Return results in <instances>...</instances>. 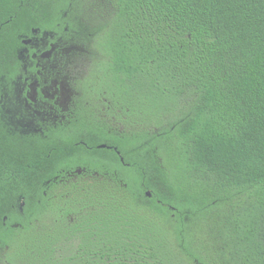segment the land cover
Listing matches in <instances>:
<instances>
[{"label": "trees", "instance_id": "16d2710c", "mask_svg": "<svg viewBox=\"0 0 264 264\" xmlns=\"http://www.w3.org/2000/svg\"><path fill=\"white\" fill-rule=\"evenodd\" d=\"M42 8L87 50L82 114L0 148V264H264V0ZM77 165L98 176L57 185Z\"/></svg>", "mask_w": 264, "mask_h": 264}, {"label": "flooded vegetation", "instance_id": "af4514ba", "mask_svg": "<svg viewBox=\"0 0 264 264\" xmlns=\"http://www.w3.org/2000/svg\"><path fill=\"white\" fill-rule=\"evenodd\" d=\"M2 1L0 148L5 149L8 144L10 148H23L27 152L36 138H41L53 148L55 141L65 130L66 123L70 125L71 121L81 118L82 110L77 106L79 101L74 98L77 90L71 87V81L72 84H77L76 81L82 78L79 53L87 50L66 40L65 36L71 35V31L67 25L69 14L63 8L59 9L60 17L55 24L48 27L42 12V0ZM34 16H38L37 25L34 23ZM2 65L5 66L1 69ZM96 116L97 114L93 115L95 121ZM103 129L110 131L106 126ZM98 146L103 148L106 145L101 143ZM2 165L8 167L0 161V169ZM85 171V167L81 165L66 169L63 173L60 169L59 176H54V179L60 177L57 185L70 182L78 184L83 178L98 176L96 171L86 176ZM9 175L12 177L13 174ZM44 183L48 184L49 179ZM30 191L31 182L15 198V205L21 214L23 207L27 205L26 197L32 196ZM3 219L6 220V216Z\"/></svg>", "mask_w": 264, "mask_h": 264}, {"label": "rangeland", "instance_id": "374dc122", "mask_svg": "<svg viewBox=\"0 0 264 264\" xmlns=\"http://www.w3.org/2000/svg\"><path fill=\"white\" fill-rule=\"evenodd\" d=\"M81 53H79V57H80V61L81 60H87L88 58V53L87 52H82V54L80 55ZM80 65V64H79ZM79 67V66H78ZM73 82L71 81V87H73L75 90H79L80 86L78 84H72Z\"/></svg>", "mask_w": 264, "mask_h": 264}]
</instances>
